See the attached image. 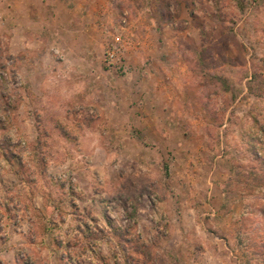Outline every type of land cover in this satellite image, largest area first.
Masks as SVG:
<instances>
[{
    "label": "rangeland",
    "instance_id": "obj_1",
    "mask_svg": "<svg viewBox=\"0 0 264 264\" xmlns=\"http://www.w3.org/2000/svg\"><path fill=\"white\" fill-rule=\"evenodd\" d=\"M0 264H264V0H0Z\"/></svg>",
    "mask_w": 264,
    "mask_h": 264
},
{
    "label": "built area",
    "instance_id": "obj_2",
    "mask_svg": "<svg viewBox=\"0 0 264 264\" xmlns=\"http://www.w3.org/2000/svg\"><path fill=\"white\" fill-rule=\"evenodd\" d=\"M123 47V39L121 35L113 36L111 42L107 43L105 50V57L107 62L114 63L118 59V54L122 50Z\"/></svg>",
    "mask_w": 264,
    "mask_h": 264
},
{
    "label": "crops",
    "instance_id": "obj_3",
    "mask_svg": "<svg viewBox=\"0 0 264 264\" xmlns=\"http://www.w3.org/2000/svg\"><path fill=\"white\" fill-rule=\"evenodd\" d=\"M43 3H44V0H43ZM135 82V81H134ZM128 109H130V108H128Z\"/></svg>",
    "mask_w": 264,
    "mask_h": 264
}]
</instances>
